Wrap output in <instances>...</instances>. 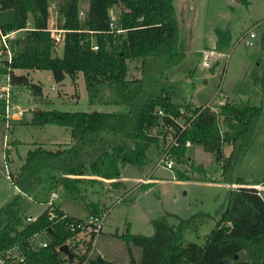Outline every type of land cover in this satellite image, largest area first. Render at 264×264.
Instances as JSON below:
<instances>
[{
  "label": "trees",
  "instance_id": "16d2710c",
  "mask_svg": "<svg viewBox=\"0 0 264 264\" xmlns=\"http://www.w3.org/2000/svg\"><path fill=\"white\" fill-rule=\"evenodd\" d=\"M81 1L87 5L82 16ZM49 4L50 0H0L1 30L4 33L20 30L12 41L14 56L10 70L0 68V73L7 74L15 87L26 88L32 97L38 98L42 96L41 86L15 70L49 71L57 83L66 77L75 80L81 74L91 104L102 103L100 94L106 87L113 94L112 103L118 110L31 112L28 124L62 126L69 130L72 142L55 149L37 145L26 152L16 170L9 172L17 193L0 207V255L17 246L23 253V261L12 264H117L100 254L88 256L92 231L88 226L83 231H72L71 224L83 219L66 215L57 203L53 204V210L58 217L65 215L62 220H49V208L45 207L31 223L22 220L16 205L22 196L40 185L47 173L55 174L57 177L52 178L73 196H78L79 185L86 179L115 180L118 184L123 167L140 169L148 163L147 152L151 148L162 150L165 142L158 135L163 125L179 129L168 115L179 118V109L185 108L196 116L182 134L181 146L174 151L176 163L184 159V142L188 140L192 146H200L214 155L221 167V181L239 187L229 189L226 203L214 215L198 212L186 219L175 216V224L162 215L151 220L153 233L149 236L130 232L120 235L128 250L129 264H264V201L254 188L245 187L249 183L241 178L233 180L234 169L248 150L263 110L226 100L217 114L202 110L201 106L176 102L180 94L172 71L187 55L180 40L173 0H57L56 26L65 30L62 56L54 54L47 30ZM113 7L120 11L112 30L109 11ZM215 36L216 51L229 48L228 29H215ZM92 44L97 45V50L92 49ZM131 59L141 61L140 78H127V61ZM250 77L264 93V74L252 72ZM158 110L164 116H158ZM224 146L231 148L226 157ZM9 152L6 148V160ZM198 168L197 172H201V166ZM93 205L86 204L89 215L101 214ZM213 216L218 220L204 235L203 244L183 245L186 233H197ZM34 234L44 235L45 247L30 246L29 238ZM76 237L81 238L76 248H70L68 253L60 250ZM133 247L138 249L137 259Z\"/></svg>",
  "mask_w": 264,
  "mask_h": 264
},
{
  "label": "rangeland",
  "instance_id": "374dc122",
  "mask_svg": "<svg viewBox=\"0 0 264 264\" xmlns=\"http://www.w3.org/2000/svg\"><path fill=\"white\" fill-rule=\"evenodd\" d=\"M56 2L57 0H50L48 20L51 23L50 26H56ZM173 5L179 24L180 40L183 41L187 55L183 63L172 71L174 72L172 74H175L172 80L175 84L177 83L180 94L176 102L188 103L192 106H203L209 101L216 103L221 99L217 95L219 92L223 93L225 101L248 103L262 108L255 134L246 154L234 169L233 180L241 178L250 184L245 185L247 188L255 189L254 186L258 185L255 190L259 191L264 201V182H262L264 93L252 83L250 77L252 72L258 76L264 74V0H173ZM86 7V3L81 1L79 4L81 16ZM119 11V8L113 7L109 14L117 20ZM217 28L228 29L231 32V44L229 48L223 50L225 56L207 69L201 65L197 53L201 49L206 50L212 47ZM248 31H253L255 34L254 38H249L252 42L250 46L238 39ZM62 51V46L59 45L55 48L54 54L62 56ZM127 65V78H140L141 61L131 59L127 61ZM191 70L193 73L190 75ZM14 72L18 75L24 74L30 81L40 85L42 96L32 97L26 88L15 87L17 101L29 111L25 114L24 121L15 126L12 134L6 132L0 119V207L10 202L17 193L3 166L5 148L10 151L11 164L8 165V170L14 171L22 163L21 157L35 146L41 145L48 149H55L72 142L69 130L62 126L39 127L28 124L32 111L112 112L118 110V106L112 103L113 94L106 87L100 94L102 103L91 104L81 74H78L75 80L66 77L61 83H57L49 71L15 70ZM5 82L6 75L0 73V85ZM5 136L8 137L6 141H4ZM185 148L184 159L176 163L172 170L157 165L161 151L157 152L156 148H151L147 152L149 160L142 168L126 165L121 169L120 177L128 174L137 175L138 180L142 182L150 173L149 176L152 177L151 179H156V183L148 181L152 185L150 184L147 188L149 184L139 182L137 184L139 189L136 191L122 198L119 195L117 198L110 197L112 201L106 202L107 215L93 255L100 254L103 258L115 261L117 264H129L128 250L120 239V235L130 232L149 236L153 233L151 219L167 215L168 222L175 224L177 223L175 216L186 219L198 212L214 215L219 206L226 203L229 189H235L239 187V184L229 185L221 181V167L219 163H216L213 154L205 152L200 146L189 145ZM230 149V146H224L225 157ZM200 166L202 170L197 172ZM52 177L57 176L47 173L40 185L28 194L31 199L22 196L17 203L16 211L23 221L28 216H38L44 210L46 203L53 200L68 214L86 219L88 217L86 204L100 201L102 196L110 195L114 189L110 185L112 184L110 180L86 179L79 185V196H71ZM202 177L208 179L202 180ZM132 183L134 182L129 184ZM121 191L118 190V192ZM52 192L57 193L58 197L52 199ZM43 201L46 202L43 203ZM96 205L99 206V204ZM217 220L218 217L213 216L197 233H186L183 245L203 244L204 235L214 227ZM41 238H44L43 234L39 235V239ZM132 252L137 259L138 249L133 247Z\"/></svg>",
  "mask_w": 264,
  "mask_h": 264
},
{
  "label": "built area",
  "instance_id": "2783aa9c",
  "mask_svg": "<svg viewBox=\"0 0 264 264\" xmlns=\"http://www.w3.org/2000/svg\"><path fill=\"white\" fill-rule=\"evenodd\" d=\"M116 21L115 18L111 17L110 20V28L113 30L116 27ZM51 23L48 22L47 30L50 34V37L53 40L54 47H58L59 45L62 46L63 44V38L65 30L58 28L57 26H50ZM29 27V24H28ZM28 29V28H27ZM115 32L120 33L121 30H116ZM19 31H10V32H3L0 28V68L5 70H10V64L12 63L13 56H14V47L12 44V41H14ZM255 34L253 31H249L245 35L241 36L239 38V41H244L246 45L250 46L252 45V42L249 40V38H254ZM93 50H97V45L92 44L91 45ZM225 54L220 51H216L214 48L212 49H206L200 52V61L201 65L204 68L210 69L214 63H216L221 57H224ZM6 75V82L0 85V119L4 124V128L7 133H10L13 129L14 123L22 120L25 116V114L29 111L23 108L16 98V93L14 90H16L15 86L11 84L9 81V76ZM217 95L221 97L216 103H211L209 101L205 105L201 106V109H209L210 111H213L218 114L220 107H222L226 101L223 97V93L217 92ZM31 111V110H30ZM158 116H164V113L162 110H158L156 112ZM196 114H193L191 110H187L185 108L179 109V118L174 117L172 115H168V117L176 123L178 130L175 129L173 125L170 124H164L163 125V131L158 135L159 139L163 140L165 144L163 145V148L160 152L159 158H158V166H162L163 168L167 170H172L174 165L176 164V154L175 149L181 146L180 138L182 134L185 132V130L189 127V124L192 122V120L195 118ZM188 119V120H187ZM8 137H4V141H6ZM191 145L188 140L184 142V147ZM6 149V148H5ZM4 168L7 172V177L9 178V167L7 164V160L5 157L4 152ZM157 166V167H158ZM255 189H257V186H254ZM257 194L259 195V191L256 190ZM26 197V196H25ZM58 195L55 192L51 193V198L55 199ZM29 198V197H27ZM31 199V198H29ZM54 200L48 201L46 203L45 207H48V219L49 220H55L59 221L62 220L65 215L58 217L56 213L54 212ZM106 217V213L102 212L99 215H88L86 219H83L81 222H75L71 224V230H80L83 231L85 227L88 226L90 231L93 233V238L91 240L90 244V250L88 252V256L93 255V251L97 244V239L101 233V229L103 226L104 219ZM36 219V217H26L25 222L31 223ZM83 234V233H81ZM40 234H34L29 238V244L30 246L35 248H41L46 246V241L44 238L39 239ZM80 238V237H79ZM78 237L69 239L66 242L67 250L69 251L70 248H76L78 242H80L81 238ZM81 244H84V241L81 242ZM23 261V253L18 249L17 246L7 250L4 255H0V264H12L15 262H22ZM84 264V263H83Z\"/></svg>",
  "mask_w": 264,
  "mask_h": 264
},
{
  "label": "crops",
  "instance_id": "0c3cea01",
  "mask_svg": "<svg viewBox=\"0 0 264 264\" xmlns=\"http://www.w3.org/2000/svg\"><path fill=\"white\" fill-rule=\"evenodd\" d=\"M249 32V31H248ZM247 32V33H248ZM245 35V34H244ZM243 36V35H242ZM239 39V38H238ZM215 41H216V36L214 37V39L212 40V47L210 48V49H212V48H214L215 47ZM202 50H205V49H201V50H199L198 52L200 53ZM207 103V102H206ZM206 103H204V105L206 104ZM194 107H199L198 105H195ZM25 117L26 116H24V118L22 119V120H20V121H18V122H16V123H14V126H13V129H12V131L10 132L11 134H12V132H13V130H14V128H15V126H17V125H19L20 123H22L23 121H24V119H25ZM30 119V118H29ZM29 121V120H28ZM157 149V152L159 151L160 152V150L158 149V148H156ZM156 152V151H155ZM21 158H24V157H21ZM3 159H4V155H3ZM23 160V159H22ZM23 162V161H22ZM7 164L8 165H10L11 164V160L9 159V155H8V160H7ZM21 165V164H20ZM123 169V168H122ZM9 171H13V170H9ZM150 175V173H148V175H146V177H147V179L145 178V179H143L144 181H139L138 180V178H139V176H137V175H131V174H128L127 176H122V177H120L119 179H117V181L119 182L118 184H115L116 183V181L114 180H112V184L110 183V185L114 188L113 189V191H111L110 192V195H108V194H106V197H104V196H102V198H101V202L100 201H98V202H92L93 204H95V205H93L92 207H95V208H97V209H99V210H101V212H104V213H106V208H108V206H107V204H106V202L107 201H112V199H110V197L112 196L113 198H117V196L119 195V197L120 198H122V197H124L126 194H129V193H132V192H134V191H136L137 189H139L138 187H137V184H139V182L140 183H147V184H149L148 186H147V188H149V186H150V182H148V181H150L151 180V182L152 183H156V179H151L152 177H150L149 176ZM132 176H134V177H132ZM135 180L137 181L136 183H135ZM51 181V180H50ZM130 182H134V183H132V184H129ZM152 185V184H151ZM51 187V191H52V186H50ZM54 189V188H53ZM146 189V188H145ZM118 190H122L121 192H124V193H121V192H118ZM71 196H73V195H71ZM79 196V195H78ZM77 196V197H78ZM26 197H29L30 198V196L29 195H27ZM46 201H43V203H45ZM58 204V203H57ZM96 204H99V206H97ZM59 205V207H60V204H58ZM61 208V207H60ZM61 210L63 211V213H65L66 215H68V216H70V217H74V218H77V219H82V218H78V217H75V216H72V215H70V214H68L67 212H65L62 208H61ZM90 213H89V210H88V215H89ZM107 215V214H106ZM28 217H31V216H28ZM33 217H37V216H33ZM152 220V219H151ZM151 220H150V222H151ZM105 221V220H104ZM102 228H103V226H102ZM102 230V229H101ZM39 238V237H38ZM99 238V237H98ZM42 239V238H41ZM98 253V252H97ZM100 253V252H99Z\"/></svg>",
  "mask_w": 264,
  "mask_h": 264
},
{
  "label": "water",
  "instance_id": "95a60500",
  "mask_svg": "<svg viewBox=\"0 0 264 264\" xmlns=\"http://www.w3.org/2000/svg\"><path fill=\"white\" fill-rule=\"evenodd\" d=\"M60 250H62V251L65 252V253H68V250H67V247H66V246H62V247L60 248Z\"/></svg>",
  "mask_w": 264,
  "mask_h": 264
}]
</instances>
